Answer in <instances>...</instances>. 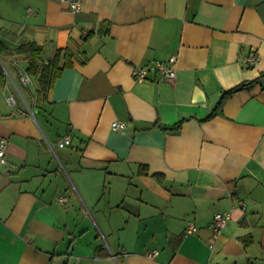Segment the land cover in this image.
<instances>
[{
  "label": "crops",
  "instance_id": "crops-1",
  "mask_svg": "<svg viewBox=\"0 0 264 264\" xmlns=\"http://www.w3.org/2000/svg\"><path fill=\"white\" fill-rule=\"evenodd\" d=\"M0 39L75 53L41 122L0 86V264H264V0H0ZM171 58L173 83L155 69Z\"/></svg>",
  "mask_w": 264,
  "mask_h": 264
},
{
  "label": "trees",
  "instance_id": "trees-1",
  "mask_svg": "<svg viewBox=\"0 0 264 264\" xmlns=\"http://www.w3.org/2000/svg\"><path fill=\"white\" fill-rule=\"evenodd\" d=\"M19 56L24 58L27 61L26 70L32 76H35L37 79V90H36V99L34 101V111L42 107L48 92L54 87L56 80L62 74L63 70L66 67L73 65L74 51L70 47L57 48L55 54L46 58L44 55V48L42 45L38 44L34 40H22L17 44H9L2 39H0V58L5 62V59L9 56ZM6 63V62H5ZM264 73H262V76ZM6 73L3 65L0 63V86H2L6 79ZM252 81H245L230 90H227L223 93L219 104L211 112L208 118L215 115L224 101L234 94L237 91L248 88L256 82L261 81V77ZM181 123L172 128H166L169 130L178 129ZM248 238V237H247ZM245 238V239H247Z\"/></svg>",
  "mask_w": 264,
  "mask_h": 264
},
{
  "label": "built area",
  "instance_id": "built-area-1",
  "mask_svg": "<svg viewBox=\"0 0 264 264\" xmlns=\"http://www.w3.org/2000/svg\"><path fill=\"white\" fill-rule=\"evenodd\" d=\"M60 1L66 5L67 9L73 12H78L82 8V0H60ZM174 60L175 58H171V60H165V61L164 60L155 61V69L161 73L162 80L173 83L177 79L178 73H177V69L174 67V64H173ZM242 61L245 64L254 65L257 61V56L255 54H250L242 58ZM0 62L2 63L1 59H0ZM2 65L5 69V73L7 74L8 78L12 77L8 68L5 66V64H2ZM150 69L151 67L148 64L137 66L133 70V75L139 81L144 80L148 77V73ZM21 80L25 86H29L30 83L34 82L33 76L28 72H22ZM19 92L21 94V97L16 96V91H12L9 94H7L5 97L7 103L13 109H18L19 104L22 102L27 107L28 112H30L32 115L35 116V111H34L33 106L30 107V105L28 104L25 96L23 95L20 89H19ZM113 127L115 129H125L127 127V123L125 121L117 120L113 122ZM71 139L72 138L70 135L64 136L58 142V146L64 147L68 145L71 142ZM50 147L56 153L55 147L51 143H50ZM8 151H9L8 139L3 137L0 139V166L7 164ZM60 200L65 201L66 198L62 197ZM230 218H231V212H217L210 223V228L213 230L215 234H219L225 228H227ZM197 231H199V226L195 222L189 221L187 223L186 232L188 234H192V233H196ZM158 252H159L158 250H153L148 253V256L154 257L156 254H158Z\"/></svg>",
  "mask_w": 264,
  "mask_h": 264
},
{
  "label": "rangeland",
  "instance_id": "rangeland-1",
  "mask_svg": "<svg viewBox=\"0 0 264 264\" xmlns=\"http://www.w3.org/2000/svg\"><path fill=\"white\" fill-rule=\"evenodd\" d=\"M20 61H22V60L20 59L18 62H20ZM7 63H8V62H7ZM7 63H6V64H7ZM7 65H8V68L11 70V71H10V72H11L10 74H11V76H12V77H9V78H8V79H9V83H10V86L13 85V87H14V89H15V91H16V96L21 97V94H20V92H19V89H20L21 92L23 93V95L25 96V98H26L28 104L30 105V107L34 106L35 98L30 97V92H29V90H30L31 92H33V91L35 90V88H36V86H37V84H38V83H37V79H36V77L33 76V78H34V82H33V83H30L29 86H25V85L22 83V80H21V76H20V74H17V73L15 72L14 67H13L10 63H8ZM20 104H21L26 110H28L24 103L21 102ZM40 108H42V107H40ZM40 108H38V110L36 111V116H37V118L39 119V121L41 122V120H42V115H41V113H42V109H41V111H40ZM43 111H44V110H43Z\"/></svg>",
  "mask_w": 264,
  "mask_h": 264
}]
</instances>
